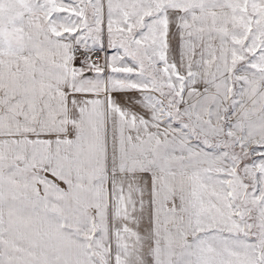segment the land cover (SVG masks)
Returning a JSON list of instances; mask_svg holds the SVG:
<instances>
[{
    "label": "snow or ice",
    "instance_id": "obj_1",
    "mask_svg": "<svg viewBox=\"0 0 264 264\" xmlns=\"http://www.w3.org/2000/svg\"><path fill=\"white\" fill-rule=\"evenodd\" d=\"M0 264H264V0H0Z\"/></svg>",
    "mask_w": 264,
    "mask_h": 264
}]
</instances>
